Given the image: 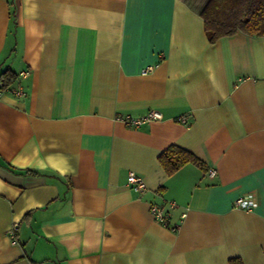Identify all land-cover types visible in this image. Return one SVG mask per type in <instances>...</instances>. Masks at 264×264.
Listing matches in <instances>:
<instances>
[{
	"label": "crops",
	"instance_id": "1",
	"mask_svg": "<svg viewBox=\"0 0 264 264\" xmlns=\"http://www.w3.org/2000/svg\"><path fill=\"white\" fill-rule=\"evenodd\" d=\"M207 1L0 0V264H264V35L209 42Z\"/></svg>",
	"mask_w": 264,
	"mask_h": 264
},
{
	"label": "trees",
	"instance_id": "2",
	"mask_svg": "<svg viewBox=\"0 0 264 264\" xmlns=\"http://www.w3.org/2000/svg\"><path fill=\"white\" fill-rule=\"evenodd\" d=\"M200 14L204 20L205 34L211 43L237 32L264 35V0H208ZM12 78L13 75L6 71L1 81L7 86ZM158 160L168 174L187 162L202 165L199 158L177 145L165 149ZM239 263V260L230 261V264Z\"/></svg>",
	"mask_w": 264,
	"mask_h": 264
},
{
	"label": "built area",
	"instance_id": "3",
	"mask_svg": "<svg viewBox=\"0 0 264 264\" xmlns=\"http://www.w3.org/2000/svg\"><path fill=\"white\" fill-rule=\"evenodd\" d=\"M153 70V66H147L142 70V73H148ZM28 71H22L20 73V77L26 76ZM5 90H11L13 93L17 95H22L23 91L21 86L12 89L8 86H5L2 81H0V94ZM162 118L161 112L155 109L148 110L145 114L139 117H134L131 115H122L119 116L118 119L122 121L126 126L129 127H138L143 123L154 121V120H160ZM182 122H186V117L183 116L180 118ZM208 173L213 176L215 175V170L213 168H210L208 170ZM128 183L137 191H143L145 189V184L143 180L134 172H129L128 174ZM233 205L235 208L243 209V210H249L252 209L256 205V197L253 192H247L245 194H242L241 196H238L235 198ZM178 205L175 201L170 200L168 201V208L175 209ZM150 212L154 219L161 224L165 226H169L171 230H176L179 227V224L169 225V212L165 210L164 205L161 204H152L150 206ZM186 212H183L181 214L182 218L185 217Z\"/></svg>",
	"mask_w": 264,
	"mask_h": 264
}]
</instances>
